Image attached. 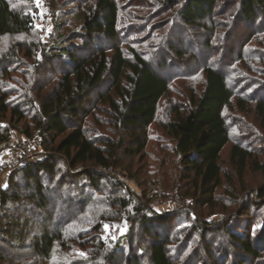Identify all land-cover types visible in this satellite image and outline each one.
I'll use <instances>...</instances> for the list:
<instances>
[{"label":"trees","instance_id":"1","mask_svg":"<svg viewBox=\"0 0 264 264\" xmlns=\"http://www.w3.org/2000/svg\"><path fill=\"white\" fill-rule=\"evenodd\" d=\"M150 1L156 12L144 0H69L67 4L76 5L61 12L64 16L55 9L56 39L51 45L41 39L40 51L47 58H60L63 65L53 72V64L36 63L41 70L34 82L37 97L24 90V109L23 104H11L3 87L13 62H23L20 54L34 56L31 50L39 46L27 39L39 35L43 18L33 0H0V148L6 151L20 131L26 138L37 137L44 154L3 181L0 263H44L62 251L67 255L59 254L56 264H175L174 237L164 222L168 217L152 213L145 201L148 192L140 196L112 172L126 171L130 181L149 188L133 173V163L146 156L150 130L158 124L181 159L183 179L189 183L185 197L214 205L224 176L222 154L231 144L233 123L227 112L236 107L246 112L252 105L264 128V80L238 66L259 57L247 46L264 35V0ZM76 20L80 27L69 25ZM178 24L191 30L182 29L184 36L176 40ZM238 30L248 36L241 35L234 55L227 46L240 36ZM9 39L20 40L3 46ZM201 75L203 91L189 84ZM48 84L53 88L44 93ZM186 84L188 100L171 99L182 96L177 87ZM165 99L170 107L163 122L159 110ZM93 127L103 137L93 136ZM249 147L238 141L231 149V165L239 178L248 170L264 175V163ZM230 196L235 202L236 195ZM260 196L264 198V189ZM249 199H244L248 205ZM123 221L132 224L131 233L108 243L105 225ZM75 224L87 230L85 235L69 233ZM259 227L262 237L257 239L222 226L238 250L226 261L264 264V225ZM162 228L166 233L156 231ZM143 233L150 242L135 245L133 237L142 238ZM206 250L208 259H214L213 249Z\"/></svg>","mask_w":264,"mask_h":264},{"label":"rangeland","instance_id":"2","mask_svg":"<svg viewBox=\"0 0 264 264\" xmlns=\"http://www.w3.org/2000/svg\"><path fill=\"white\" fill-rule=\"evenodd\" d=\"M33 1L40 7V15L43 19L41 18L42 21H38L39 31H37V33L39 35L34 33L30 34L27 41L28 44H32L33 46L38 45L39 47H34L31 50V52H34L33 57L29 58L24 53H22L20 54L19 58H21L23 62H20V64L13 62V65L11 66V75L6 78V84H4L3 92L8 93L9 101L13 105H17V103H20L21 105L23 104L24 101L22 99L24 93L22 92L24 90L29 91V95L31 97H37V88L34 85L36 78H39L38 74L40 69L37 70V62L40 64L44 63L42 65H49V63L53 64L50 67V70L52 69L53 72H58L59 65H63V62L60 58H47L43 53H41L40 50L42 44H40V41L42 39L43 42L51 45L53 40L56 39L54 32L56 23L52 22L55 9L60 10V14L64 16V14L61 12L73 9L74 5H76L73 3L67 4L69 0H58L55 3H49L50 5L45 4L44 0ZM145 3H149V5L152 7L150 10L153 12L158 10V7L152 1L144 0L143 5ZM73 24H75V27L73 26V28L80 27L81 25L80 21L78 20L73 21L69 25ZM182 29L188 32L191 30L190 28L186 29L182 25L178 24L175 28L173 36L174 39L176 38L177 40V38L180 36H184V32L181 31ZM238 31L240 36L234 37L227 46L228 50L234 53V55L238 52V50L235 49H237L238 41L242 39L241 35H245L244 38L248 36L245 34V30ZM230 33H233V36L235 34L234 30ZM19 40L20 39L6 40L3 43V46L9 47L11 45H16L17 41ZM176 40L174 41L175 43L173 45L178 48L179 45L177 44ZM149 44H151V42H149L146 47H148ZM247 47L251 48L254 55L256 54L259 57H252L249 59V61H245V64L241 62V64H238V66L242 68L243 71L245 70L247 75L258 80H264V35H261L253 40V42L249 43ZM53 53L55 52L53 51ZM159 62L160 61L158 60L157 63ZM169 65H172L171 62ZM48 74L49 73H45L44 78L48 79ZM56 78L57 77L54 78L55 82L57 81L55 80ZM204 82L205 78L201 75L198 78L192 80L189 84L195 85L198 87L199 91H203ZM186 85V87L176 86L182 91V96L178 97L171 95L173 97L171 99H173L175 102L178 101V103L186 102L190 93V90L187 89L189 85ZM52 86V84H48L44 93L49 92V89L53 88ZM23 107L25 109L24 104ZM169 107V99H165L160 105L159 121L163 119V122H165L167 120L168 117L165 112H168ZM27 111L29 112V110ZM99 115L100 117H103L102 113ZM227 115L230 118L229 122L235 125L231 124V144L224 150L222 154L221 164L224 176L222 188L218 191V198L216 199L214 205H200L198 204L199 202L187 199V197H185L189 191L187 187L189 183L185 180V178L183 179L184 171L182 169L183 167L181 165V159L176 155L173 149V142L163 133L158 124L154 125L150 130V141L146 151V156L141 162L139 161V158H137L133 163V173L138 175V180L140 179V182L149 184V188L144 190L139 185V183L135 181V179H131L130 181L128 177L131 174L127 173L126 171L112 172L116 175V177L128 181L129 186H131L133 191H136L140 196H142V193L148 192L147 196L145 197V201L149 202L148 207L151 209L152 213L159 214L161 216L165 215L168 217L164 222L167 224L166 226L169 227V230H172L170 236L174 237L171 249L173 250V254L177 256L175 259V264L235 263L236 261L233 259L226 261L227 255H229V253L231 255L233 252L235 253V251L237 252L238 250H236L237 245L232 243L230 234L226 233V230L222 228L223 225L227 226L228 230H230V228H237L246 236L247 234H251L252 237H256L257 239L262 237L260 236L259 224L261 225L262 229L264 225V198L260 199V195L261 191L264 189V175L259 172L248 170L243 178H239L231 165L230 158L233 145L238 141H242L243 144H249V149L251 151L255 149L256 160L264 163V128H262L257 121V114L252 105H248L246 112L240 111L236 107L234 111L227 112ZM8 120L9 118L7 121ZM18 127L23 128V124L19 125ZM93 128V136L98 135L97 138L103 137L101 131L98 132L97 128ZM14 137L16 138L12 143H20L25 139H29L22 135L20 131L15 133ZM112 137L114 138L115 135L112 134ZM29 140L31 141L33 147L32 162H35L40 159V154H44L40 153L43 151L39 147L40 140L37 137H35L33 140ZM0 152V158L6 156L3 148H0ZM125 167H128V164ZM230 195H236L235 202ZM247 198H250L249 200H251L250 202L248 200L249 205L247 204V201L244 200ZM246 208L248 210L243 212ZM199 221L202 223L200 227L196 224ZM156 225L158 228H160L158 223ZM105 226V238L108 243L118 240L123 234H130L132 231V224H130L129 221H127V223L123 221L119 224L107 223ZM76 227L77 224L73 225L71 228L72 230L69 232L72 236L78 235L79 233L81 235H85L87 232L84 227H78V229ZM154 229L157 228L155 227ZM112 231L115 232L114 237H112ZM138 231L139 230L136 232ZM156 231L161 234L166 233L163 228ZM141 235L142 238L139 239L136 236L133 237L134 242L136 241L135 245L137 242H144L143 245L145 246L148 242H150V240L144 233ZM206 247H211L213 249L211 252L215 256L214 259L211 257L208 259V251L206 250ZM59 254L62 256L67 255L61 251L60 253H56L51 261L44 263L41 261V263L37 264H56L57 260L60 262ZM68 256L71 259H75V257H77L71 254H68ZM78 258L79 257H77V259ZM208 260L211 262L208 263ZM145 264L148 263L145 262Z\"/></svg>","mask_w":264,"mask_h":264},{"label":"built area","instance_id":"3","mask_svg":"<svg viewBox=\"0 0 264 264\" xmlns=\"http://www.w3.org/2000/svg\"><path fill=\"white\" fill-rule=\"evenodd\" d=\"M6 156L0 158V196L5 177L12 171L29 166L33 160L32 144L29 139L12 143L6 148ZM115 232L112 231V237Z\"/></svg>","mask_w":264,"mask_h":264}]
</instances>
